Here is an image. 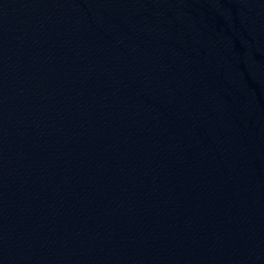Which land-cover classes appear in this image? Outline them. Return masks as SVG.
<instances>
[{"label": "water", "instance_id": "1", "mask_svg": "<svg viewBox=\"0 0 264 264\" xmlns=\"http://www.w3.org/2000/svg\"><path fill=\"white\" fill-rule=\"evenodd\" d=\"M0 264H264V0H0Z\"/></svg>", "mask_w": 264, "mask_h": 264}]
</instances>
